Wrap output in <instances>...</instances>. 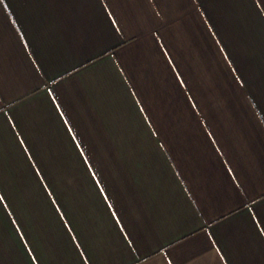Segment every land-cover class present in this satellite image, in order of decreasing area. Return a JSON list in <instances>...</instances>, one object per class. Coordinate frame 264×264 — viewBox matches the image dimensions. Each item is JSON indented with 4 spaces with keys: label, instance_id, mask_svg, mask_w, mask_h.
I'll use <instances>...</instances> for the list:
<instances>
[{
    "label": "crops",
    "instance_id": "1",
    "mask_svg": "<svg viewBox=\"0 0 264 264\" xmlns=\"http://www.w3.org/2000/svg\"><path fill=\"white\" fill-rule=\"evenodd\" d=\"M0 264H264V0H0Z\"/></svg>",
    "mask_w": 264,
    "mask_h": 264
}]
</instances>
